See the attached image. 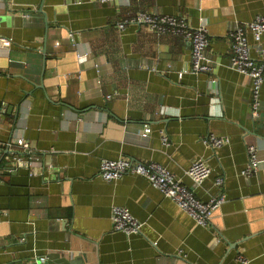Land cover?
<instances>
[{
  "label": "crops",
  "instance_id": "1",
  "mask_svg": "<svg viewBox=\"0 0 264 264\" xmlns=\"http://www.w3.org/2000/svg\"><path fill=\"white\" fill-rule=\"evenodd\" d=\"M139 12L205 23L212 71H191L181 35L118 27ZM258 15L264 0H0V264H243L240 254L264 264V83L253 117L230 36ZM249 40L264 61V33ZM209 133L230 141L214 151ZM21 137L41 163L34 174L13 162ZM247 143L260 155L250 176ZM120 157L167 167L204 201L223 176L227 200L200 225L142 175L103 180L101 161ZM197 157L212 167L201 185L186 174ZM114 205L143 222L140 233L113 229Z\"/></svg>",
  "mask_w": 264,
  "mask_h": 264
},
{
  "label": "built area",
  "instance_id": "2",
  "mask_svg": "<svg viewBox=\"0 0 264 264\" xmlns=\"http://www.w3.org/2000/svg\"><path fill=\"white\" fill-rule=\"evenodd\" d=\"M107 2L109 0H100ZM128 23H137L147 26L150 30L159 34L171 33L185 37L191 44L192 67L191 71L196 74H208L213 69V61L207 55V49L210 46V36L205 23L198 26H191L184 17L175 15H153L146 12H139L118 24L120 29H124ZM264 33V15H258L252 21L236 23L235 27L230 31L233 39L231 66L244 75L248 76L252 81V98L251 111L252 116L258 115L261 102L260 93L264 83V61L256 60L252 55L253 45L249 40L252 35L256 42H259ZM69 40L73 44V33H69ZM78 61L84 63L87 61L88 53L79 52L77 54ZM213 81V80H212ZM108 98L112 95H107ZM151 128L148 125L143 127L141 135L148 137ZM161 138L165 145H170V137L165 131H161ZM205 145L216 151L222 145L228 143V136H218L209 133L202 137ZM16 146L21 153L13 155V162L17 166L27 168L31 174H34L36 167L41 168V163L33 159V149L30 144L23 138L16 140ZM248 161L242 174L250 176L260 169L259 149L254 143H247ZM138 174L146 177L150 183L158 188L163 195L175 201L181 209L186 211L198 224L211 226L212 219L226 202V193L222 189L225 183L223 176L215 179V184L221 187V191L211 196L207 201L199 199L195 192L186 186L181 178L177 177L167 167L155 161H135L128 157H120L119 159H104L100 164V177L108 182H113L121 178L124 174ZM212 168L209 159L204 157L195 158L190 167L186 170V174L192 179L196 185H201L210 177ZM113 229L124 231L128 234H138L141 232L143 222L137 219L128 208L114 205L112 207ZM43 263V260H38ZM239 260L243 264H248V260L239 255Z\"/></svg>",
  "mask_w": 264,
  "mask_h": 264
},
{
  "label": "water",
  "instance_id": "3",
  "mask_svg": "<svg viewBox=\"0 0 264 264\" xmlns=\"http://www.w3.org/2000/svg\"><path fill=\"white\" fill-rule=\"evenodd\" d=\"M3 158V155L2 154H0V160ZM217 214V213H216ZM215 214V215H216ZM212 221H213V219H212ZM33 264H48L47 262H44V263H42V262H40V261H35Z\"/></svg>",
  "mask_w": 264,
  "mask_h": 264
},
{
  "label": "trees",
  "instance_id": "4",
  "mask_svg": "<svg viewBox=\"0 0 264 264\" xmlns=\"http://www.w3.org/2000/svg\"><path fill=\"white\" fill-rule=\"evenodd\" d=\"M212 168V167H211Z\"/></svg>",
  "mask_w": 264,
  "mask_h": 264
}]
</instances>
